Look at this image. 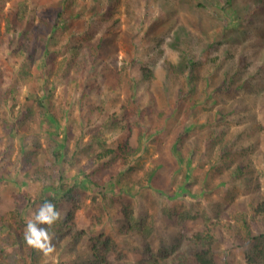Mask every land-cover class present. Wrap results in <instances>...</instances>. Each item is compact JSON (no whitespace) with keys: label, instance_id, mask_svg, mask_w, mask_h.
<instances>
[{"label":"rangeland","instance_id":"obj_1","mask_svg":"<svg viewBox=\"0 0 264 264\" xmlns=\"http://www.w3.org/2000/svg\"><path fill=\"white\" fill-rule=\"evenodd\" d=\"M18 1L0 0V15L10 11ZM215 1L113 0L112 3L111 0L108 7L114 13L116 11V14L113 18L110 16L105 19V22L111 20L113 24L109 29L105 26L104 31L101 27L93 29L88 26L92 16L103 14L105 4L102 0H74L66 4L63 0H33L32 21L24 24V28L33 31L34 40H37L33 43V49L25 56L18 57L11 53L12 47L0 48V215L15 209L17 192H23L35 199L44 191L58 198L54 194L55 188L50 185L52 176L58 179L62 175V180L66 183H72L73 178L78 177L77 183H80V170L87 160L79 152L66 156L63 154L58 162L63 164L62 160L67 158L68 163L65 166L58 167L59 165L48 162V158L52 157L51 153L48 154V149H58L60 140L66 141V148L72 152L77 149V144L82 146L91 134L102 131L104 138L113 146L122 141L136 146L137 129L125 128L118 131L119 133L116 129H105V123L114 119H119L114 126L120 127L121 120L125 118V105L129 107V115L136 107L131 101H137L140 111L148 112L142 120L145 129L152 133L151 140L147 141V151L142 154L138 164L144 171L156 168L159 179L156 186L167 188L162 194L154 187L143 189L134 202L138 214L148 212V208L153 215V210H157L154 206L157 204L160 207L169 205L178 209L185 205L196 213L205 208L209 211L208 215L216 221L220 218L227 221L229 214L233 216V205L236 203L246 208L252 202L264 199V100L258 98L256 93L252 94L245 88L234 89L236 84H230L232 78L229 77L234 75L235 70L232 67L236 61L222 57L225 62L223 69L230 70L229 77L224 80L231 91L229 96L221 99L219 105L213 106L208 101L205 108H202L201 104L206 102L203 93H199L194 98L201 101L199 106L203 112L201 110L200 115L196 114V118L189 117L188 104L174 115L176 118L171 117L178 91H188L190 88L184 81H173L165 75L159 62L164 59L181 62L179 59L186 52H183L186 47L184 41L190 40L193 30L200 32L197 24L199 32L196 30L194 22H206L193 15L191 10L198 3L210 8ZM247 1L242 0L245 6L254 2ZM59 12L61 16H58ZM202 14L206 20H210L204 12ZM214 15L224 18L222 11L215 12ZM43 21L47 23L44 24ZM63 22L67 23L66 27L62 25ZM163 22L173 24L171 32L168 31L165 35L161 32ZM154 24L158 28L151 29ZM55 25L58 30L53 35L52 27ZM2 31H5L4 24ZM234 31L230 33L236 37V41L229 43L220 38V50L239 53L245 46L259 48V44L264 45V30L261 25L251 30L253 34L249 38L241 37L240 33ZM50 36L53 39H49ZM228 38H232V35H228ZM102 41L104 43L100 52L103 56L94 62L92 72L86 75L81 86L76 87L73 84V74L65 78L63 74L52 78L56 62H51L50 59L54 52L57 53L58 61H62L69 49L78 42L99 48ZM46 44H49V52L44 50ZM37 47L41 48L40 54ZM136 49L145 54H139ZM189 51L199 52L194 49ZM131 57L137 61V66L126 73L122 64L124 61L129 62ZM144 58L147 62L150 58L157 61L150 65L151 68H156L152 81L144 78L138 70L139 62ZM248 59H244L243 63L250 64ZM119 76L124 78L123 82H119ZM242 78L243 76L240 77ZM38 94L43 100L41 107L36 103ZM59 108L65 109L63 114L66 116L62 114L59 124H56L57 122L50 120V115ZM218 110L221 111L219 114ZM161 112H166L167 116L160 119ZM182 118H185L186 124L200 125V130L186 135ZM34 151L38 161L32 155ZM160 163L162 165L158 167ZM244 166L247 171L239 174V167ZM37 167L46 168L38 171ZM144 171L139 174L143 175ZM112 173L113 169L105 171L101 175L105 177L101 179L102 183ZM81 186L82 189L87 188ZM112 202V199L108 200L110 211L102 216L104 223L98 225V233L112 237L130 262L144 259L149 252H156L161 247L172 248L179 244L178 238L181 234L190 235L203 227L201 216L195 221L178 226L158 211L155 216L157 232L147 241L150 244L148 247L139 236L123 235L119 231L122 225L115 219L117 205ZM60 205L62 217L69 216L79 230L87 231L94 226L93 223H97V217L101 216L96 204L76 210L66 197H62ZM38 206L36 201L30 202L25 210L26 219ZM232 220L231 230L227 226L223 227L224 236L217 252L219 264H247V255L252 251L247 240L250 233L246 237L244 223L238 219ZM249 224L252 235H264V215L250 218ZM235 230L237 234L244 235L245 239L241 241L239 237H230L229 232ZM10 235L9 230L1 228L0 225V264H24L14 246L10 244V240L14 238ZM181 240L185 250L186 240ZM86 241V238H79L74 244L73 241H60L55 238L56 252L51 256L43 255L42 262L34 264H85L89 258ZM260 262L264 264V260L261 259Z\"/></svg>","mask_w":264,"mask_h":264},{"label":"trees","instance_id":"obj_2","mask_svg":"<svg viewBox=\"0 0 264 264\" xmlns=\"http://www.w3.org/2000/svg\"><path fill=\"white\" fill-rule=\"evenodd\" d=\"M69 1L74 2V0H63L65 4ZM253 1L245 6L242 0H216L210 8H206L201 3L193 7L191 13L199 16V18L201 17L206 22H194L196 30L198 31L197 24L200 32L198 31L199 33H197L193 30V35L190 37V40L184 41L186 47L183 49V52H186L182 53L185 56L179 59L181 60L180 63L170 62L168 59H159L162 60L159 64L162 70H164L165 75L173 81L178 79L184 81V84L190 88L188 91H178L172 106L173 115L171 117L176 118L177 116L174 115L179 110L182 111L184 105L190 104L187 108V115L196 118V114L200 115L201 110L203 112L202 108H205L208 101L213 106H216L221 103V99L229 96L231 89L224 79L229 77L230 70L227 69L225 71L223 69L225 62L222 60V57L229 61H236L232 67L235 70L234 75L231 74L229 77L232 78L230 84H236L234 89L245 88L252 94L256 93L258 98L264 100V45L259 44V48L245 46V49L239 53L237 51L226 52V50H220V47H218V45L222 44L220 38L226 39L229 43L236 41V37L230 33L231 31L235 30L234 32L237 31L240 33L241 37L249 38L250 34H253L251 30H255V27L258 25L263 26L264 30V19H262L264 17V6L260 8L264 4L259 3V0ZM102 2L105 4L103 14L92 16L89 19L90 21H88V26L93 29H100L101 27L106 31L105 26L109 29L113 23L111 20L105 22V19L110 16L113 18L116 11L114 13L112 8L108 7L111 0H102ZM201 11L207 17L209 16L210 20L202 17L203 14ZM218 11L223 12L224 18L220 15H214ZM33 14V0H19L10 11L3 16L0 15V48L12 47L11 53L18 57L25 56L33 49V43L37 41L34 40L35 35L32 30L24 28V24L27 21H32ZM58 16H61L60 12ZM68 20L70 22V18ZM43 23L45 24L47 21H43ZM3 24L5 26L4 32L2 31ZM62 25L66 27L67 23L63 22ZM155 28H158V26L154 24L151 29ZM172 28L173 24L163 22L161 32L165 35L168 31L171 32ZM56 30H58L57 25L52 27L53 35ZM207 33L209 35H206ZM177 35L181 34L177 33ZM228 35H232V38L229 39ZM14 36L15 38H13ZM178 38L180 39V36ZM49 39H53V37L50 36ZM262 42H264V31H262ZM103 43L104 41L100 43L98 48L78 42L69 49L68 54L62 61H58L57 53L54 52L53 58L50 59L51 62H56V64L54 63L55 71L51 74L52 78L60 74H63L65 78L70 76L69 74H73V84L76 87L81 86L86 80V75L92 72L94 62L103 56L100 52ZM176 43H178L177 40ZM46 49L47 52L50 51L49 44H46L44 50ZM190 49L199 52L191 53L189 51ZM36 50H38V54L41 53L40 47H37ZM136 52H140L139 54L141 55L145 54L140 49H136ZM159 54L161 53L159 52ZM146 59L144 58L141 61L139 59L140 66L138 70L144 78L152 81L155 78L156 68H151L150 65L157 61L154 58H150L149 62H147ZM244 59L250 60L251 63L248 65L247 63H243ZM122 65L126 73H129L135 69L137 61L131 57L129 62L124 61ZM116 71L119 72L118 69ZM120 72L124 71L120 70ZM241 76H243L242 79H240ZM1 78L2 74L0 73V80ZM81 78L82 82H80ZM117 79L119 82L124 81V78L120 76ZM199 93H203V98L206 102L201 104L202 108L199 106L201 101L194 98ZM131 102L136 107H134L135 109L132 114L129 115V107L125 105V118L121 120L120 127L114 126L119 119H112V122L105 123V129H110L111 131L113 129L115 131L116 129L117 133L125 130V128L130 130L137 129L138 143L136 146L131 145L128 141H122L117 146H113L104 138V132L102 131L91 134L82 146L77 144V149H74L75 151L72 152L66 148V141L60 140L58 149H48V154H52V157L48 158V162L53 165H59L58 167L60 165L65 166L68 163V159L66 158L65 161L62 160L63 164L58 162L59 159L61 160V157L64 155L66 156L70 153L77 154L79 152V155L87 160L85 166L81 167L80 170V175L82 176L80 183H77L79 182L77 180L78 177H74L76 179L73 178L72 183H66L64 179L62 180V175L58 178L59 180L55 176H52L50 185L55 188L56 193L54 194L58 198L50 196L44 191H41L35 199L28 197L23 192L15 193L17 198L15 209L7 214L0 215V225L1 228L9 230L10 236L14 237L10 240V244L14 246L21 261H24V264H34L41 263L43 260V254L29 247L23 238L26 221L25 210L29 207L30 202L34 200L40 205L44 201H51L60 210L61 198L66 197L68 202L76 210L84 209L89 204H96L101 214V216L99 215L97 217V223H93L94 226L89 227L87 231L79 230L69 216L62 218L51 229L60 241L68 240L73 241L75 244L79 238L87 239L85 246L89 258L85 264H219V255L217 252L224 236L223 227L227 226L231 230L230 228L233 224L232 219H238L244 223L247 230L246 237L250 233L247 240L252 246V251L247 255V264H261V259L264 260V235H252L249 220L250 218L255 219L256 217L264 215V199H261L260 202H252L246 208L236 203L233 205V216L229 214L230 218L227 221H223L221 218L216 221L214 217L208 215L209 211L205 208L203 211L196 213L194 209L188 208L185 205L178 209L169 207V205L160 207L157 204L154 206L157 210H153V215L149 212L148 208V212L138 214L135 210L134 202L137 195L143 189L154 187L162 194L167 188H158L156 186L157 180H159L156 168L144 171V168L138 164L142 154L147 151V141L151 140L152 133L145 129L142 120L148 112L146 110L140 111V105L137 104V101ZM36 103L38 107H41L43 104L42 96H39V94L37 95ZM245 109L246 107H244ZM64 110L59 108L54 111L50 115V120L59 124L58 122ZM220 112V110L217 111L218 114ZM63 116L66 115L63 114ZM166 116V112L160 113V119ZM185 118H182V122L184 121L183 128L186 135H190V133L195 132L197 129L200 130V125L186 124ZM194 121L198 122L197 120ZM32 155L38 161L36 151ZM75 161L77 162L78 159H75ZM30 162H34V160H30ZM161 165V163L158 164V167ZM37 168L38 171H42L46 167ZM110 169H113L112 176L108 179L106 178L107 181L102 183L101 179H105V177H101V175ZM142 170L144 174L140 175L139 172ZM246 171L247 167L245 166L239 167L238 169L239 174H244ZM187 176H190L189 173H187ZM81 185L87 188L82 189L80 188ZM133 188L135 189L133 190ZM191 195L195 196L193 194ZM109 199H112V203L117 205L115 219H118L122 225L119 231L123 235L139 236L144 243H147L148 247L150 244L147 241L153 238L157 232L155 216L159 212H162L163 215L174 221L178 226L186 222L195 221L201 216L203 219V227L192 232L190 235L181 234L180 238H178L179 244H175L172 248L161 247L156 252H149V255L144 259L137 262H130L125 256V253L119 250L117 242L112 237L105 233H98V227L104 223L102 216H106L110 211ZM237 230L230 231L229 236L234 238L239 237L241 241L244 240V235L237 234ZM181 238H185L186 240L184 242L186 243L185 250ZM4 253L5 251L3 250L2 254L4 255ZM225 264L230 263L226 262Z\"/></svg>","mask_w":264,"mask_h":264},{"label":"clouds","instance_id":"obj_3","mask_svg":"<svg viewBox=\"0 0 264 264\" xmlns=\"http://www.w3.org/2000/svg\"><path fill=\"white\" fill-rule=\"evenodd\" d=\"M259 3L264 4V0H259ZM62 218L61 210H58L54 203L51 201L41 203L25 221L23 238L27 245L44 256L54 254L56 234L51 229Z\"/></svg>","mask_w":264,"mask_h":264}]
</instances>
